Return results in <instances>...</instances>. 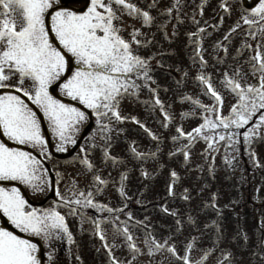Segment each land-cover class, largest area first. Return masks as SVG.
<instances>
[{
	"label": "snow or ice",
	"instance_id": "snow-or-ice-1",
	"mask_svg": "<svg viewBox=\"0 0 264 264\" xmlns=\"http://www.w3.org/2000/svg\"><path fill=\"white\" fill-rule=\"evenodd\" d=\"M59 3L60 0H0V89H13L17 93L0 94V134L18 145L39 149L42 156L47 155L46 142L41 133V119L37 111H34L22 97L31 101L47 120L51 132L58 139L57 151H67L68 145L76 146L77 136L91 115L95 118V128L86 144L80 146L78 162L86 172L95 173L92 187L99 193L103 191L100 185L106 186L109 181L99 175V170L90 159L91 150L99 149L102 163L110 162L113 169L119 167L123 160L111 155L112 140L125 131L119 125L131 121L138 124L156 143L154 151L140 152L135 141L129 142V155L141 164V177L149 179L152 174L143 168V164L149 160L159 159L162 138L136 117L122 115L121 103L125 99H135L144 104L150 112L156 111L158 106L164 117L159 123L166 130L172 123L173 117L156 95L158 86L156 88L151 86L156 83L151 65L156 55L148 58L139 55L140 49L148 48L156 43L152 38L155 33L150 37L141 29L131 25H129L132 27V31L129 32L130 40L125 39L122 33L125 30L124 16L139 20L142 28H151L156 18L150 14V11L136 6L131 0H90L86 10L80 13L57 8ZM157 3L158 0H151L147 8H155ZM182 3L183 0H174L172 6L163 10L160 15L171 18L173 12H176L177 24L183 23L179 17V6ZM205 4L206 0H201L198 5L201 16ZM220 8L225 13L229 12L228 0H221ZM48 17H50V28ZM191 19L194 24H199L195 16ZM241 20L248 26V34L253 40H257L258 37L264 38V0H258L257 5L249 10L248 15L242 16ZM167 23L168 21H165L156 26L163 32ZM241 27L238 21L223 39L228 40L230 35ZM206 31V28H198L197 32L187 34L189 46L192 47L189 58L193 65L199 64L195 81L198 82L201 93L208 96L213 103L205 105L199 99L187 95L180 98V103L190 102L201 110L202 123L187 132L182 126L175 128L176 135L170 137L171 141L178 142L186 139L188 143L170 151L168 158L171 160L182 155L184 158L182 166H187L192 145L197 139H202L208 145L205 155L219 151L220 142L224 143L225 155L222 163L232 172L237 170L241 145L252 167L264 168L254 148L257 143L264 141V43L258 42L252 49L254 55L245 61L250 64L249 71L253 76L259 74L257 83H247L246 74L239 67L231 76L227 72L224 73L221 84L236 98V103L229 109V114L224 115L222 112L224 98L214 87L210 74L205 72L208 62L204 59L206 50L202 45L201 34ZM176 34V26L173 25L172 36ZM52 36L56 44L53 43ZM164 39L171 42L172 37L165 33ZM213 47L223 48L227 53V47L220 41ZM242 47L251 48L252 46L245 42ZM239 52L240 49H237V53ZM168 54L171 53L158 55ZM157 66L164 65L158 60ZM187 76L188 73L184 72L180 80L176 82L177 85L182 84ZM57 88L61 95L78 102L87 111L56 98L53 92ZM144 89L153 94L154 100H140V93ZM194 115L195 112L181 113L182 118ZM241 129H243L242 132ZM42 168V161L31 152L20 148H9L4 143H0V181H16L33 191H43ZM209 174L214 178V169L211 167ZM127 179L128 173L121 172L119 187L116 190L122 199L127 198L125 191ZM179 181V174L174 169L170 170L167 194L169 197L190 203L192 197L187 188L177 197L174 187ZM256 191L259 192V188ZM56 195L63 201L61 206L68 207V214L73 217L77 216L79 208H91L109 214L124 212L123 208L113 209L106 204L94 202L92 191L87 192L86 195L80 192L76 199L63 197L58 189ZM217 199L218 194L213 193L212 202H205L203 205V210L210 209L216 216L215 219L204 224L206 232L210 228L214 230L213 244L223 239L220 225L224 208H230L231 204L236 203L232 201L230 205L221 208L216 204ZM161 211L174 218L176 232H181L185 225L190 228L197 227L196 218L191 213L182 220L177 210H169L166 205L161 206ZM0 214L6 217L19 232L39 237L46 248L53 241L66 240L68 245L75 244L64 215L54 208L30 209L16 187L10 189L0 187ZM127 215L131 220V214ZM80 217L82 221H91L94 228L93 235H98L101 241L106 239L100 230V225L112 222L111 220L86 217L83 213H80ZM114 218L118 219V216ZM121 223L127 225L128 221ZM140 223L142 222L137 221V224ZM261 224L264 225V220ZM114 231L124 236L125 241L128 242L129 252L135 258L140 250L132 242L133 236L128 232L127 227L121 230L116 226ZM148 236H151L150 232ZM237 238L242 239L245 244L248 242V236L242 230L239 237H234V239ZM169 239L171 237L165 238L161 243L155 238L146 237L148 254L152 255L154 251L167 248V251L180 264H204L207 257L214 251V249L205 250L204 256L193 262L189 253L196 246L198 237L190 238L185 245L183 256L176 251L174 245L168 244ZM101 247H107V245L102 244ZM259 247L264 250V240L260 242ZM99 250L98 248L97 251ZM38 252L37 245L31 240L21 238L12 231L0 227V264H43L38 257ZM47 255L48 264H52L53 254ZM107 255L110 258L109 264H120L112 257L110 249ZM221 257L220 264H232L231 253L227 250L221 251ZM252 258L264 261V251H254ZM74 259L77 264L81 261L78 253L75 254Z\"/></svg>",
	"mask_w": 264,
	"mask_h": 264
},
{
	"label": "rangeland",
	"instance_id": "rangeland-1",
	"mask_svg": "<svg viewBox=\"0 0 264 264\" xmlns=\"http://www.w3.org/2000/svg\"><path fill=\"white\" fill-rule=\"evenodd\" d=\"M89 2L90 0H87V2L86 0H60L59 5L56 7L80 13L86 10ZM159 2L160 8L166 10L172 6L174 0H160ZM257 2L258 0H228L230 11L225 13L220 8L221 0H206L202 16L198 8L201 0H183V3L179 6V17L183 23L178 24V27H185L190 32H193L194 27L206 28L210 30L209 34H213L208 39L209 45L207 42L206 44L203 43V48L206 50L204 52V59L208 62L205 72L213 78V82L218 89L217 91L224 98V107L222 108L224 115H228L232 104L236 103L234 94L221 84L225 72L231 76L237 67H239L246 74L247 83H257V76L259 74L257 73V76H253L249 71L250 64L245 63V61H248L249 57L254 55L252 49L256 47L258 42L264 43V38L258 37L257 40H253L248 34V26L244 25L241 20V17L248 15L249 10L255 7ZM151 15L156 17V11H151ZM193 16L199 21L198 25L192 22L191 18ZM221 16H223V20H221ZM126 17H123V23L126 21ZM159 17L161 20L163 19L160 12ZM48 20L50 28V17H48ZM161 20H157L154 24L157 25ZM238 21L242 27L237 28L236 32L232 33L229 39L225 41L223 39L225 34L229 33ZM126 24V26L124 25V31L130 29L129 25H131V21L128 20ZM157 30L158 32L154 37H152L153 33H148L156 43H153L148 48L140 49L141 53L139 50V55L144 58L156 55V58L151 61L154 70L152 75L156 83L151 86L153 88L158 86L156 95L173 117V121L167 130L162 128L159 122L163 121L164 117L159 107L157 106L156 111L150 112L144 104L137 102L135 99H125L120 106L122 115L136 117L148 129L162 138L159 159L155 161L149 160L143 164V168L152 174V177L149 179L141 177V164L128 153L129 142L132 141L136 142V146L140 152L155 150L156 143L148 137L138 124L126 121L122 125H119L125 131L119 137H114L112 140L111 155L123 160V163L119 167L113 169L110 162L108 164L102 163L99 149L91 150L90 159L95 164L96 169L99 170V175L109 181L106 186L100 185L103 191L97 193L96 189L92 187L93 175L95 173L86 172L78 162L80 146L85 145L88 138L93 134L95 118L90 115L88 122L82 126V130L77 136L75 147L68 145L67 151H57L58 139L51 132L47 120L39 113V110L31 101L22 97L34 111H37L41 119V133L46 142L47 155L42 156L39 149L31 148L35 155L42 157L44 160L41 172L46 183V188L43 191H33L31 188L21 184L25 190L29 189V192L21 191V195L25 200L28 197L27 203L31 202L29 208H54L64 215L75 241V244H67L66 248L61 251L65 240L53 241L46 248L44 242L37 237L42 242L41 253L45 257L42 260L43 264H48V253L53 254L52 264H69L68 257L72 258V255L68 250L74 253L73 257L76 253L80 255V264H109L110 258L107 255L109 249L111 250L112 257L120 262V264H129V261H131V264H180L167 251V248L154 251L152 255H149V247L145 243V239L146 237L148 239L155 238L163 243L165 238L171 237L168 240V244L174 245L176 251L183 256L185 255V245L193 236L199 238L196 246L189 253L190 259L193 262L200 260L204 256L205 250L214 249L204 261V264H220L222 250H227L231 253L232 264H264V261L252 258L254 251H264L259 247L260 242L264 240V225L261 224V221L264 220V205H262L264 202V187L257 194L255 180L256 174H261L264 177V168H253L248 161L247 164L253 170H246L247 173L244 174H242V171H238L235 177L231 176L233 180L230 181V184L234 188L229 193L224 189V184L220 180L226 177L227 173L225 171L231 172L223 163L221 164V160L219 159L222 150L225 152L224 143L220 151L212 153L213 156L216 155V160L212 164L208 161L206 163L207 156L204 153V149H207V146L196 147L195 143L190 149V161L187 166H182L184 159L182 155L176 156L171 160L168 158L170 151L181 148L188 143L186 139H181L178 142L171 141L170 137L176 135L175 128L182 126L184 131L187 132L188 129H193L202 123L201 110L187 102L181 105L182 103L179 102L180 98L187 95L194 99H199L205 105H211L213 101L201 93L200 86L195 81V77L199 71V64L193 65L190 61L191 50L185 44V29L180 32L179 40L175 39L174 36L171 42L165 40L164 35H161L158 28ZM124 31L122 35L126 36ZM125 39L130 40V37ZM52 40L56 44L54 36H52ZM218 41L227 47V53L224 52L223 48L216 49L213 47ZM245 42L252 47H242ZM237 49H240L239 53H237ZM159 53L171 54L160 56L158 55ZM158 60L162 61L163 67L157 66ZM184 72H187L188 76L178 86L176 82L180 80ZM9 93L15 94L13 89L4 90L0 94ZM53 95L66 104L87 111L78 102L61 95L58 88L53 92ZM140 100H154V96L147 89H144L140 93ZM182 112H195V115L182 118ZM240 131L242 132L243 129ZM0 143H4L9 148H13V145L18 146L23 151L30 150L27 149L29 148L28 146L18 145L2 134H0ZM242 147L243 145L240 146V159L243 154ZM254 148L259 162L262 163L261 165H264V141L257 143ZM67 157L68 159L65 161L57 160ZM246 158L248 160V157ZM44 165L48 171L44 170L46 169ZM221 166L225 171L221 170V168L219 169ZM210 167L214 169V178L209 174ZM172 169L180 176V181L174 187L177 197L187 188L192 197L190 203H185L181 199L168 196L167 185L169 183V172ZM125 171L128 173V179L125 182L127 198L122 199L116 189L119 187L120 173ZM218 172L222 174L220 179ZM49 176L53 178L57 185L51 197L50 190L54 182H51ZM228 178L229 176L226 177V179ZM8 182L12 181H0V187L10 189L11 187L8 188L6 186ZM263 182L264 178L261 184ZM224 183H226V180ZM73 184L75 185L74 187L72 186ZM57 189L67 199H76L79 197L80 192L86 195L87 192L92 191L94 193V202L106 204L113 209L123 208L124 212L109 214L91 208H79L77 216H70L68 214V207L61 206L63 201L57 197ZM229 189H231V186ZM201 191L202 193L199 194ZM213 193L218 194L216 204L221 208H224L225 205H230L232 201H236L235 204H231L230 208H224L223 220L220 225L223 239L216 244L212 242L214 230L210 228L206 232L204 229L205 223H209L216 218L215 213L210 209L203 210L205 202H212ZM47 197H49L48 201ZM127 202H129V205L125 207ZM251 203L257 206V208ZM163 205H166L169 210H177V214L182 220L187 214L191 213L196 218L197 227L190 228L185 225L181 232H176L174 218L161 211V206ZM92 212H96L94 214L96 219L112 221L100 225V230L106 237L104 241H101L98 235H93L94 228L90 220H81L80 213H83L86 217H91ZM129 213L132 216L131 220L128 219L127 214ZM116 216H118V219L114 218ZM0 217V222H7V218L3 217L2 214H0ZM125 220L128 221L127 225L121 223ZM137 221L142 223L137 224ZM116 226L121 230L127 227L128 232L133 236L132 242L140 250L135 258L129 252L128 242L125 241L124 236L114 231V227ZM241 230L248 236L247 244L242 239H234V237H239ZM149 232L151 236H148ZM102 244L107 245V247L102 248ZM98 248L100 249L99 251H97Z\"/></svg>",
	"mask_w": 264,
	"mask_h": 264
},
{
	"label": "trees",
	"instance_id": "trees-1",
	"mask_svg": "<svg viewBox=\"0 0 264 264\" xmlns=\"http://www.w3.org/2000/svg\"><path fill=\"white\" fill-rule=\"evenodd\" d=\"M251 204H252V203H251ZM252 205H253V204H252ZM256 205H258V204H256ZM262 205H264V202L262 203ZM253 206L257 208V206H255V205H253ZM256 208H255V209H256Z\"/></svg>",
	"mask_w": 264,
	"mask_h": 264
}]
</instances>
